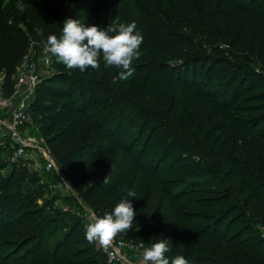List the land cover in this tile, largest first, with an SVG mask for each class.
I'll list each match as a JSON object with an SVG mask.
<instances>
[{
  "label": "rangeland",
  "instance_id": "374dc122",
  "mask_svg": "<svg viewBox=\"0 0 264 264\" xmlns=\"http://www.w3.org/2000/svg\"><path fill=\"white\" fill-rule=\"evenodd\" d=\"M14 1L0 0V7L10 6L16 21L9 24L28 34L45 0H36L28 17L11 7ZM51 9L45 38L60 36L66 18L100 27L135 21L144 37L141 53L157 51L165 33L178 32L198 48L188 57H199L208 67L196 71L203 74L199 80L192 70L186 72V84L163 105L154 89L150 100L140 73L118 89L116 105L91 104L89 113L97 122L92 127L65 130L41 123L44 105L58 106L69 98L42 95L34 102L31 130L42 149L32 154L34 161L16 162L10 159V143L0 141V175L5 178L14 164L26 169L27 180L9 194L17 200L19 219H51L46 243L56 254L44 259L37 246L20 252L19 237L0 231V264H110L85 238V225L88 213L103 215L102 208L115 198L131 200L137 213L133 228L116 238L139 245V264L143 248L159 238L170 239L169 259L183 255L190 264H264V209L253 197L256 189L264 197V173L244 172L239 178L218 156L234 117L264 116V0H54ZM27 42L29 50L42 44V37L30 35ZM46 71L67 86L76 70L53 56ZM78 95L73 92L72 99ZM107 131H121L124 146L109 147L114 140ZM45 153L55 161L51 172L44 169ZM89 187L102 190V196L84 198ZM69 230L73 235L65 245ZM215 233L228 238L233 249L212 243Z\"/></svg>",
  "mask_w": 264,
  "mask_h": 264
},
{
  "label": "trees",
  "instance_id": "16d2710c",
  "mask_svg": "<svg viewBox=\"0 0 264 264\" xmlns=\"http://www.w3.org/2000/svg\"><path fill=\"white\" fill-rule=\"evenodd\" d=\"M36 2V0H24L27 7L22 14L25 17L29 16V9ZM53 2L54 0H45L44 6L33 16L32 27L28 33L32 37H36L33 29L45 27L46 20L52 11ZM15 4L14 1L13 5H11L14 9H16ZM11 9L10 6L4 9L0 7V70L5 73L8 89L12 87V77L21 57L27 50V39L30 37L28 34L19 33L14 25L9 24L11 19L16 21V15ZM197 50L196 45L193 42H189L184 35L178 32L165 33L158 43L157 51L141 53L140 58L133 62L134 73L127 80H120L118 78L120 70L115 68L107 69L104 67L103 62H101L99 71L89 68L81 73L76 70L73 73L72 81L67 86L65 81H57L58 79L55 75L45 76L35 90L30 110L32 111L31 108L34 102L38 101L42 95L53 99L69 98L65 103L58 106L56 103L44 105V111L40 114L41 123L52 128H64L65 130H68L69 127L95 126L97 122L93 119V115L89 113L91 104H101L102 107L116 105L121 97L118 89L131 83L134 77L143 72L148 83L150 100L153 98L154 89V91L160 92V103L163 105L171 93L176 92L186 84V78H188L186 72L189 73V70H192L190 75L198 80L201 79L203 74L198 75L195 73L204 67L207 68V63H204L199 57H188L189 54H194ZM176 61H180V63L178 64ZM51 84L59 86L60 90L52 91L53 87H51ZM194 90L197 91L198 89L194 88ZM73 92L80 94L82 97L78 95L79 99H72L76 98L72 96ZM248 103L251 104V101ZM241 111L246 114V111ZM75 134L77 133L74 132L73 136ZM105 134L106 137L114 140L108 144L109 147L124 146L122 141L123 133L121 131H113L112 133L107 131ZM81 150H84V148ZM60 152H64L63 149H60ZM81 152H86V156H91L89 151ZM218 156L231 167V173L239 178H243L242 174L244 172L263 174L264 116L259 115L252 118L234 117L230 121L229 128L220 144ZM20 164H14L11 172L5 178L0 175V231L19 237L20 252L37 246V248L35 247V252L44 259H51L56 254V251H49L46 238L50 237L49 234L54 223H51L50 218L38 223L37 221L41 220V215L26 221L19 219L17 216L19 208H16L17 200L13 195L9 194L17 185L27 180V171ZM113 173L117 174V172ZM102 194V190L99 191L94 187H89L84 190L83 197L94 199L101 197ZM253 194L260 208L264 209V197L261 195L260 190H254ZM118 200V198H115L102 208L103 214L111 211L115 204L118 203ZM72 235L71 230L64 235L65 245H67ZM39 238L40 240H38ZM210 238V241L217 243L221 250L233 249L232 243L222 234L215 233ZM104 257L106 259L105 255Z\"/></svg>",
  "mask_w": 264,
  "mask_h": 264
},
{
  "label": "clouds",
  "instance_id": "9594fccd",
  "mask_svg": "<svg viewBox=\"0 0 264 264\" xmlns=\"http://www.w3.org/2000/svg\"><path fill=\"white\" fill-rule=\"evenodd\" d=\"M15 7L23 13L27 5L24 0H17ZM36 35L42 37L45 55L54 56L67 70L83 73L91 68L99 71L103 62L107 69H119L118 78L122 81L133 75L132 65L141 56L140 47L144 40L141 32L137 31L135 21L124 23L119 20L100 27L66 18L60 36L49 34L45 38L43 28H37ZM103 183H108V176ZM127 195L136 198L134 191H129ZM136 215L131 200L121 199L111 211L89 217L85 225V238L89 243H98L107 248L114 237L126 234L133 228ZM170 251V239L159 238L143 248L142 264H190L183 255L169 259L167 254Z\"/></svg>",
  "mask_w": 264,
  "mask_h": 264
},
{
  "label": "built area",
  "instance_id": "2783aa9c",
  "mask_svg": "<svg viewBox=\"0 0 264 264\" xmlns=\"http://www.w3.org/2000/svg\"><path fill=\"white\" fill-rule=\"evenodd\" d=\"M43 48L42 43L26 50L12 77L11 89L6 85L4 71L0 70V141L10 143V159L15 161L23 159L34 161L32 154L37 149H42L36 137L32 135L33 114L30 104L36 88L49 74H46V69H49L53 62V56L45 55ZM44 155V169L51 172L55 169V161L48 153ZM92 214L96 213L87 214V223ZM95 244L110 264H139L137 262L139 245L134 241L114 237L107 248Z\"/></svg>",
  "mask_w": 264,
  "mask_h": 264
}]
</instances>
